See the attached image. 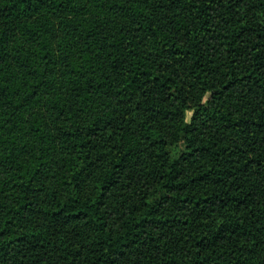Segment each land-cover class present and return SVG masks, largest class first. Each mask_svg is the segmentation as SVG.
Masks as SVG:
<instances>
[{
	"label": "trees",
	"instance_id": "1",
	"mask_svg": "<svg viewBox=\"0 0 264 264\" xmlns=\"http://www.w3.org/2000/svg\"><path fill=\"white\" fill-rule=\"evenodd\" d=\"M0 264H264V0H0Z\"/></svg>",
	"mask_w": 264,
	"mask_h": 264
}]
</instances>
